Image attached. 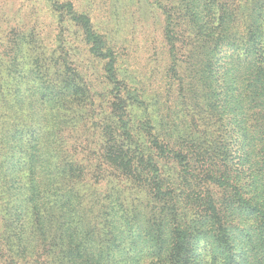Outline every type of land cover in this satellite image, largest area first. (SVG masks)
<instances>
[{"label": "trees", "instance_id": "trees-1", "mask_svg": "<svg viewBox=\"0 0 264 264\" xmlns=\"http://www.w3.org/2000/svg\"><path fill=\"white\" fill-rule=\"evenodd\" d=\"M145 1L162 14L169 69L176 75L179 60L185 65L183 97L199 95L189 96L204 114L197 120L215 132L212 114L220 137L206 131L200 141L149 113L136 127L131 115L144 97L119 83L106 36L72 2H54L104 62L118 111L112 135L122 143L105 154L70 145L72 133L38 118L11 135L0 173L11 192L0 195V255L26 264H264V0ZM59 82L60 102L83 90L75 79ZM133 189L135 203H126Z\"/></svg>", "mask_w": 264, "mask_h": 264}, {"label": "rangeland", "instance_id": "rangeland-1", "mask_svg": "<svg viewBox=\"0 0 264 264\" xmlns=\"http://www.w3.org/2000/svg\"><path fill=\"white\" fill-rule=\"evenodd\" d=\"M54 2H72L106 36L107 47L114 49L118 58L119 83L144 97V104L136 102L139 108L131 115L136 127V119L144 123L149 113L157 119L167 117L165 120L171 126L197 132V136L202 135L200 141L205 139L204 132L209 135L206 131H211L210 137L214 133L212 137H220V124L212 114L209 115L215 132L204 131V123L198 122L197 118L204 114L189 96L196 100L199 95L183 97L186 95L183 88L188 87L183 85L190 82L185 65L179 60L176 75L169 69L162 14L147 1L0 0V173L14 151L11 135L36 128L39 124L36 118L42 120L43 127L48 121L62 127L65 134L72 133L66 136L70 145L87 143V150L94 146L105 154L108 146L119 150L122 143L118 141L119 132L112 135L118 128V111L114 105V86L106 77L104 62L91 57L82 34L63 21L61 12L54 9ZM64 78L71 84L75 79L83 90L60 102L53 93ZM130 97L135 100V96ZM60 105L66 108L62 114ZM83 118L86 123L74 129L72 125ZM98 142L106 143L98 146ZM165 170L173 175L169 168ZM9 179L0 178V195L2 191L11 195ZM136 196V190H126V203H135ZM13 257L11 253L1 254L0 264H26Z\"/></svg>", "mask_w": 264, "mask_h": 264}]
</instances>
